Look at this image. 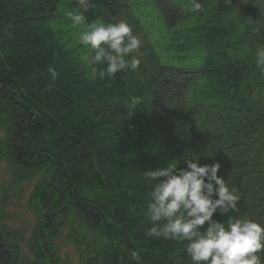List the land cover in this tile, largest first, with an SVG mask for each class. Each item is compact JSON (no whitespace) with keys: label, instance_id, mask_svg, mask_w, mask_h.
Returning a JSON list of instances; mask_svg holds the SVG:
<instances>
[{"label":"trees","instance_id":"obj_1","mask_svg":"<svg viewBox=\"0 0 264 264\" xmlns=\"http://www.w3.org/2000/svg\"><path fill=\"white\" fill-rule=\"evenodd\" d=\"M198 2L0 0V264H71L62 243L79 264H192L186 242L146 234L143 173L173 159L219 163L228 216L264 225V0ZM70 11L129 23L138 69L90 79ZM29 181L26 236L5 205Z\"/></svg>","mask_w":264,"mask_h":264},{"label":"clouds","instance_id":"obj_2","mask_svg":"<svg viewBox=\"0 0 264 264\" xmlns=\"http://www.w3.org/2000/svg\"><path fill=\"white\" fill-rule=\"evenodd\" d=\"M76 2L87 12L91 0ZM192 7L199 10L201 4L193 0ZM65 15L81 29L78 39L87 51L80 60L89 70L90 79H110L118 72L138 69L140 61L135 53L142 41L129 23H88L80 12ZM258 67L264 70V58L258 60ZM49 71L54 78L55 71ZM140 104L141 98L132 96L128 108L135 110ZM185 164L178 167L173 159L166 166L144 171L147 181L156 182L144 211L151 224L146 234L186 242L192 264H264V225L246 216H228L237 210L239 196L218 175L219 163L200 164L197 156L185 160ZM217 214L228 219L218 221L214 218Z\"/></svg>","mask_w":264,"mask_h":264},{"label":"rangeland","instance_id":"obj_3","mask_svg":"<svg viewBox=\"0 0 264 264\" xmlns=\"http://www.w3.org/2000/svg\"><path fill=\"white\" fill-rule=\"evenodd\" d=\"M8 179V173L5 164L0 160V191L3 184ZM32 188V181L26 182L12 192H9L8 200L5 205L8 218L7 223L16 228L21 229L27 236L34 222L33 213L28 205L29 193ZM62 258L67 257L71 264H79L80 256L71 244L61 245Z\"/></svg>","mask_w":264,"mask_h":264}]
</instances>
